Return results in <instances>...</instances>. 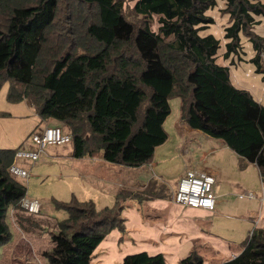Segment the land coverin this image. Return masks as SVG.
Returning <instances> with one entry per match:
<instances>
[{
	"label": "trees",
	"instance_id": "16d2710c",
	"mask_svg": "<svg viewBox=\"0 0 264 264\" xmlns=\"http://www.w3.org/2000/svg\"><path fill=\"white\" fill-rule=\"evenodd\" d=\"M134 1L138 22L126 16L124 0H76L78 6L64 16V0H0V89L9 83L8 102L27 101L42 120L63 126L76 158L101 154L109 163L140 167L166 142L170 101L180 99L182 120L222 140L242 169L255 165L264 184V104L233 84L229 66L217 63L222 41L225 58L239 55L243 34L255 50L252 62L264 73V36L255 31L264 0H223L229 15L223 40L201 35L215 24L207 13L217 0ZM154 16L158 32L151 28ZM51 42L60 43L48 60ZM17 150H0V251L13 238L9 210L24 229L43 228L21 207L28 189L9 172ZM152 191L121 192L103 209L76 197L55 200L68 217L58 222L55 247L43 256L50 264H91L111 232L126 230L123 203ZM122 264L166 261L142 252ZM179 264L204 259L194 251ZM221 264H264V229H255L242 252Z\"/></svg>",
	"mask_w": 264,
	"mask_h": 264
},
{
	"label": "crops",
	"instance_id": "0c3cea01",
	"mask_svg": "<svg viewBox=\"0 0 264 264\" xmlns=\"http://www.w3.org/2000/svg\"><path fill=\"white\" fill-rule=\"evenodd\" d=\"M12 105H14L12 109L5 111V113H7L6 116L10 120H7L4 125L0 124V150L30 148L32 146L31 136L33 134L40 133L46 127L60 126L59 123L51 119L42 120L35 107L30 105L27 101ZM176 112L177 113L172 116L170 114L165 120L164 128L168 134L166 142L156 148L154 157L150 162L140 167H128L109 163L101 154L76 158L74 156L72 143L48 146L52 148L46 151L48 148L46 147L40 153V157L37 161L20 160V164L27 169L28 172L31 168H34V170L38 169L41 176L44 175V172H42L43 169H55L51 168V165L67 164L69 167L68 178L70 180L73 179L74 185L76 184L79 189L83 188L82 184L85 186L83 195L79 193L73 197H76L79 201H93L98 209L112 207L116 202L118 194L121 192L142 193L152 186V193L148 194L143 200L135 198L130 199L137 200L138 203L141 204L142 210L144 211L143 218L145 220L159 223L158 230L156 231L158 236L156 240L160 242L159 244H169V249L172 248L173 252L175 251L176 259L180 263L181 260L190 256L194 251L203 257L204 255L202 254V251L209 250V246H207L209 245L208 235L211 232L212 235H210V238L213 241L222 242L223 239L228 248L236 251L228 252L225 256L227 258L223 260L225 262L237 257L242 252L244 245L249 239L245 240L250 229V223L245 218V216L249 214H247V212L244 214L239 212L242 208L247 209L250 203H247L245 206H236L235 203H232L231 198L233 195H236L238 191L246 189H248L249 192H245V195H240L239 198L241 200H256L257 196L255 192L250 191L252 186L251 184H246V178L243 176L236 178L232 176L239 173V171H235V167L234 169L232 167L231 170L230 166L226 167L222 163L219 164L218 161L212 164L211 161H208L209 158H207V156L201 158V156L196 155L194 151L191 150L193 141L198 143L196 145L199 146V151H202L200 149H203L204 151L205 147L210 148L213 145L220 147V151L222 152H229L231 149L228 148L222 140H220L221 143H215V140L219 139L211 138L202 131L193 129L185 123L182 120L181 101L180 107ZM1 120L2 116H0V122ZM170 132L176 136L175 140ZM169 144L179 145L178 155L180 158H185L184 168L180 172V175H182L181 177H184L190 170H196L199 172L212 173L215 176L216 181L218 180L220 182V187L222 188H219L216 192L220 204H218V209L213 211L215 217L211 219V221H205L201 218L203 217L202 212L211 213V211L209 212L198 208L176 205L173 202V195L171 196V201L163 200L162 197L164 196V193L161 196H158V186L165 187V185L156 184L157 182L155 181V178L151 177V174L154 173V175H157L155 168L157 167L156 160L158 158V152L159 150L168 148L167 146ZM232 152L234 155H231V158L234 161H237V168L242 172L247 171L249 168L250 171L257 170L256 172L261 181L257 167L255 165H248V167L242 169L240 167L238 156L233 150ZM42 155L44 158L39 163L38 161L41 160ZM170 162L174 163L173 161ZM148 167H150V169H148ZM159 176L163 179H167L166 182L173 180V177L168 176L167 170H165L164 173L161 172ZM242 178L244 179L242 180ZM17 179L20 180L21 178ZM32 184H35V180L33 179L29 181V186ZM215 190L216 188H214V192ZM250 194H253L254 196L250 197ZM26 198L29 199L32 197L27 194ZM221 203H227L228 207H223ZM231 212H236L237 216L230 215ZM11 214L12 220L17 227V231L22 235V237L16 239L12 247L11 263L33 264L29 257L34 255V245L31 239L25 236L24 233L33 232L34 230H26L18 225L14 220L15 212L11 211ZM237 217L240 219H237ZM196 221H199L202 224L206 223V227L199 226ZM258 221H256V226L253 231L258 228L262 229V227L259 226ZM240 224H244L241 230L243 232H239ZM189 227L192 228L193 231H191ZM215 227L221 228V231H225L227 234L229 233L231 238H224L217 233H213ZM201 228L203 231L207 230L206 236L204 237L196 230L200 229L201 231ZM148 231L151 234L155 232L151 228ZM252 232L250 234H252ZM241 240L244 242L241 243ZM214 253L217 254L218 252L214 251ZM14 256L18 257V259H14Z\"/></svg>",
	"mask_w": 264,
	"mask_h": 264
},
{
	"label": "rangeland",
	"instance_id": "374dc122",
	"mask_svg": "<svg viewBox=\"0 0 264 264\" xmlns=\"http://www.w3.org/2000/svg\"><path fill=\"white\" fill-rule=\"evenodd\" d=\"M124 12L126 16L134 21L138 22V17L133 13V8L135 5L134 0H124ZM65 9L62 13L64 16L67 12L70 11V8L73 9L75 6H78L76 0H64ZM226 2L223 0H217V7L208 11V15L215 19V24L211 25L209 29L202 31L201 35H215L218 39L223 40L224 37V29L228 25L229 15L225 13ZM159 17L154 16L151 20V28L153 31L158 32L160 24L158 22ZM140 21V20H139ZM261 24L257 25L255 28L256 33L264 36V18H261ZM62 35V32H57L56 36ZM66 35V34H64ZM242 40V49L240 50L239 55L232 54L228 58H225V41H222V46L218 51L217 55V63L222 66H229L231 70L232 82L238 88H243L250 91L262 104H264V73L258 72L256 65L252 62V59L255 56V50L252 46V43L248 40L245 35H241ZM60 42H54L45 47L48 49L45 57L50 60L54 57V55L58 54V50L56 49L57 45ZM239 57L241 59H239ZM263 68H264V60H263ZM9 90V83L6 82L3 84L0 89V113H4L2 116V120L0 122L1 125H4L7 120H10L5 113L6 110L12 109L14 105L8 102L7 93ZM171 105V116L176 114L177 110L180 107L179 99H172L170 101ZM24 107V105H23ZM62 129H65L63 126H59ZM173 136L174 140L176 136L170 132ZM215 143H221L220 140H215ZM196 144L197 142L193 141L191 150L194 151L196 155L204 158L207 156L208 161L213 164L216 161L219 164H224L226 167H232L235 171H239L238 174L232 175L233 177L243 176L246 178V184H251L252 188L250 191L255 192L257 199L249 201L248 199L241 200L239 198L240 195H245V192H249L248 189L238 191L236 195H233L231 198L232 203H235L236 206H245L247 203H250L247 209H240V213H246V220L250 223V229L248 235L245 240H247L251 236V232L255 228L256 221L262 229H264V184L261 183L259 179V175L256 172L257 170H251L250 168L242 172L237 167V161H234L231 158V155H234L232 150L229 152L220 151V147H216L213 145L210 148L205 147V150L200 149ZM168 148L159 150L158 158L156 160L157 167L155 168V172L151 174V177L155 178L156 184L165 185L158 186L157 193L163 194V200L171 201V196L174 195L178 184L181 180L180 172L184 168L185 158H180L178 155L179 145H168ZM52 147H48L46 151L51 149ZM212 152V153H210ZM44 156L42 155L40 163L43 160ZM206 158V159H207ZM173 161L174 163L170 162ZM146 167V166H145ZM51 168L55 169H43V176L39 174V170L34 168L29 171L28 179H20L28 189V196L30 200H38L41 205V212L39 215L37 214V218L43 222V228H37L33 232L24 233L25 236L29 237L34 245V255H31L30 261L33 264H50L48 260L43 256V252L50 251L55 247V242L53 241L52 235L58 230V222L65 220L68 217V213L65 210L56 208L55 200L68 202L70 201L74 195L76 194H84L85 186L83 188H78V186L73 183V179H69V167L67 164L60 165H51ZM150 169V167H148ZM167 170L168 176L173 177L172 181L166 182L167 179H163L159 176V174L164 173ZM242 172V173H241ZM242 178V180L244 179ZM33 179L35 180V184L29 186V181ZM241 180V181H242ZM235 183V181H234ZM214 188L215 194L220 187V182L217 180ZM217 197V195H216ZM158 200V199H154ZM150 200V201H154ZM115 201V200H114ZM112 203V202H111ZM218 204H220V200L217 198L216 210L218 209ZM222 204V203H221ZM124 216L126 219V230L124 232L113 231L108 235L96 248L92 259L91 264H122L124 258L129 255H134L142 252H146L151 256H155L158 254H162L165 258L166 264H179L176 259V253L173 252L172 248L169 249V244L160 242L157 239V230L159 223H155L152 221H147L143 218L144 211L142 210L141 204L138 203L137 200L129 199L123 203ZM223 207H228L227 203L222 204ZM210 212V211H209ZM236 212H231L230 215H236ZM203 217H201L205 221H211L215 217L213 211L211 213L202 212ZM237 219H240L237 217ZM7 222L9 223L13 239L10 243L5 245L0 251V264H18L11 263L12 247L19 237L22 235L17 231V227L12 220L11 210L8 211ZM199 226L206 227V223L202 224L199 221H196ZM257 224V225H258ZM244 224L239 225V232L243 228ZM222 226V225H221ZM193 227V226H191ZM153 229L155 232L151 234L148 230ZM190 228V227H189ZM193 231L192 228H190ZM259 229V228H258ZM201 236H206L207 230L203 231L201 228L196 229ZM195 230V231H196ZM187 231V230H186ZM189 232V231H187ZM213 233H217L224 238H231L229 233L227 234L225 231H221V228L215 227ZM209 239V250H203L202 254L204 259V264H220L227 257L228 252L233 251L234 249L228 248L225 245V241L222 239V242H215L210 238ZM183 237V236H182ZM244 242L241 240V243ZM214 251L218 252L217 254ZM14 259H18V257L14 256ZM224 262V261H223Z\"/></svg>",
	"mask_w": 264,
	"mask_h": 264
},
{
	"label": "built area",
	"instance_id": "2783aa9c",
	"mask_svg": "<svg viewBox=\"0 0 264 264\" xmlns=\"http://www.w3.org/2000/svg\"><path fill=\"white\" fill-rule=\"evenodd\" d=\"M72 143L70 133L59 127H46L40 133L31 136L30 148H19L9 172L15 178L27 179L29 172L21 164L22 161H37L40 153L48 146ZM216 178L212 173L190 170L181 178L173 195V202L183 207H193L206 211H215L217 197L214 192ZM253 197V194L249 195ZM21 207L29 214L37 215L42 205L38 200L23 199Z\"/></svg>",
	"mask_w": 264,
	"mask_h": 264
}]
</instances>
